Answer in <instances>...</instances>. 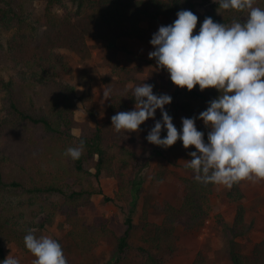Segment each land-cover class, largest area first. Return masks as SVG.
Segmentation results:
<instances>
[{
  "label": "trees",
  "instance_id": "16d2710c",
  "mask_svg": "<svg viewBox=\"0 0 264 264\" xmlns=\"http://www.w3.org/2000/svg\"><path fill=\"white\" fill-rule=\"evenodd\" d=\"M34 0H0V96L4 117L0 122V264L7 258L6 246L29 252L24 236L29 229L44 230L59 215L69 227L72 246L82 256L90 255L101 240L113 235L104 217H96L87 224L79 215V208L90 204L91 197L100 194L92 186L91 178L99 181L107 173L116 181L121 196L138 188L140 156L147 149L141 133H116L109 142L99 127L75 119L76 89L70 82L69 61L59 52L65 49L86 59L89 36L115 42L120 38H143L140 27L142 18H165L171 25L181 10H190L198 17L195 31L206 17L214 22L230 25L233 20L243 22L246 13H235L219 8L217 3H206V13L197 11L194 0H72V9L65 8L64 0H39L44 3L43 14L36 18L31 33V5ZM256 6L264 8V0H256ZM41 30V32H40ZM13 33L2 39L6 33ZM40 32V33H39ZM110 87L125 74V69L110 58ZM115 80V82H114ZM194 93V92H193ZM199 96L198 93H195ZM212 89L206 106L218 98ZM135 102V101H133ZM132 102V103H133ZM111 116L117 112L131 111L124 99L115 95L109 99ZM79 128L76 137L73 129ZM197 129H207L200 123ZM84 141V151L78 160H72L65 152L78 147ZM196 151L192 147L190 152ZM96 158L95 172L86 169L85 163ZM188 159L191 157L188 155ZM161 176V172H157ZM184 195L178 206L163 201V217L152 224L143 248L139 264H166L178 250L177 227L187 233L197 232L211 212V198L217 185H204L194 178H183ZM235 204L231 230L234 236L247 232L246 208L241 203L242 192L238 185L227 194ZM108 200V199H107ZM44 215L43 222L36 218ZM118 243V259H126L128 237L132 220ZM232 264H264V238L252 249L251 254L231 253ZM191 264H212L197 253Z\"/></svg>",
  "mask_w": 264,
  "mask_h": 264
},
{
  "label": "rangeland",
  "instance_id": "374dc122",
  "mask_svg": "<svg viewBox=\"0 0 264 264\" xmlns=\"http://www.w3.org/2000/svg\"><path fill=\"white\" fill-rule=\"evenodd\" d=\"M197 11L206 13V3L214 0H194ZM72 0H64L65 8L72 9ZM3 5L0 2V8ZM30 18L31 33L36 27V18L43 14L44 3L34 0L31 5ZM170 25L165 18L158 20L142 18L140 27L143 38H120L109 42L102 38L89 36L86 42L89 54L82 59L65 49L59 52L69 61L72 73L70 82L76 89L75 119L80 123H88L93 128L99 127L109 142L116 135L112 127L111 114L108 108L109 99L119 95L126 101L131 111L135 109L134 88L140 83L153 85L155 95L167 94L172 97V103L165 106V111L172 117L178 131L182 130V118L198 117L207 109L206 103L212 95V89L200 91L197 85L191 92L186 88L176 87L170 80L169 73L160 69L156 61L149 59V52L153 51L150 40L160 26ZM41 32V30H40ZM39 32V33H40ZM13 31L6 33L4 41ZM194 35L197 32L194 30ZM112 58L125 74L110 87V65ZM107 81V82H106ZM104 91L110 92V98L104 97ZM194 92V93H193ZM198 93L199 96H196ZM133 102V103H132ZM4 117L3 103L0 96V122ZM162 120L161 112L157 109L154 119L145 121L147 126L141 137L144 138L147 149L140 156L141 168L136 173L139 187L129 190L120 197L116 181L107 173H102L99 181L91 178L92 186L100 190V194L91 197L90 204L80 207L78 212L87 224H91L96 217H104L113 235L102 239L99 246L88 256L80 255L72 246L68 236L69 227L59 215L55 216L51 225L38 232V236L47 235L56 239L62 246L68 264H139L143 259V248H148L146 239L149 237L152 224L160 223L163 217V201L178 206L184 195L183 178H194L193 171L186 166L188 155L192 147L185 149L182 141L178 140L170 148H162L150 144L146 137L155 126V122ZM202 123L196 119V127ZM123 134H126L122 131ZM73 134L80 135V129L74 128ZM167 135L162 129L161 137ZM96 158H90L85 167L91 173ZM161 172L158 176L157 172ZM241 203L246 208L245 223L247 232L236 237L231 230L235 204L231 203L227 194L229 189L217 185L211 198V212L204 225L194 233L185 232L177 227L178 250L166 261V264H191L197 253L204 255L212 264H232L231 253L249 255L253 247L264 238V181L252 184L241 182ZM108 199V200H107ZM132 220L129 232L126 259H118V243L123 236L127 219ZM44 215L40 214L35 220L43 222ZM6 256L10 254L19 259L20 264H33L35 259L30 252H23L16 247L7 245Z\"/></svg>",
  "mask_w": 264,
  "mask_h": 264
},
{
  "label": "clouds",
  "instance_id": "9594fccd",
  "mask_svg": "<svg viewBox=\"0 0 264 264\" xmlns=\"http://www.w3.org/2000/svg\"><path fill=\"white\" fill-rule=\"evenodd\" d=\"M217 3V0H214ZM220 9L246 13L243 22L230 25L206 17L199 33L194 35L198 17L190 10H181L177 19L160 26L150 44L149 59L169 73L171 82L191 92L197 85L201 92L215 89L219 96L209 102L198 117L182 118L178 131L165 106L172 97L155 95L153 85L140 83L133 90L135 109L117 112L111 117L117 133H133L157 109L162 120L155 122L146 139L150 144L170 148L178 140L189 152L186 166L194 179L204 185L213 184L232 189L241 182L256 184L264 181V8L256 0H218ZM110 98V92L104 91ZM196 119L209 129L207 142L196 127ZM162 129L167 135L161 137ZM84 151V141L70 147L65 155L78 160ZM29 229L24 236L25 248L35 258L33 264H68L61 244L51 236ZM2 264H20L11 254Z\"/></svg>",
  "mask_w": 264,
  "mask_h": 264
}]
</instances>
